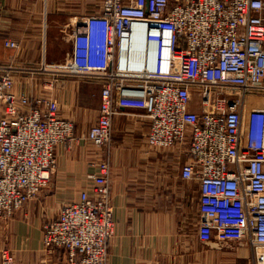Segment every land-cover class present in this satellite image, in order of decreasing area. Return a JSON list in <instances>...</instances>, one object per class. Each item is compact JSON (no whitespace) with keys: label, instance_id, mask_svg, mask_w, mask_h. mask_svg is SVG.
Here are the masks:
<instances>
[{"label":"built area","instance_id":"obj_1","mask_svg":"<svg viewBox=\"0 0 264 264\" xmlns=\"http://www.w3.org/2000/svg\"><path fill=\"white\" fill-rule=\"evenodd\" d=\"M89 16L67 61L29 70L101 85L99 117L84 135L55 98L16 90L24 69L0 65V219L50 185L59 147L107 150L80 200L46 221L43 245L63 250L67 264H108L113 119L122 107L142 109L149 145L188 156L181 176L199 185V241L249 244L264 264V0H102ZM136 41L138 65L128 56ZM0 264H16L12 250Z\"/></svg>","mask_w":264,"mask_h":264},{"label":"crops","instance_id":"obj_2","mask_svg":"<svg viewBox=\"0 0 264 264\" xmlns=\"http://www.w3.org/2000/svg\"><path fill=\"white\" fill-rule=\"evenodd\" d=\"M92 10L99 11L72 1L0 0V65L24 69L16 74V90L55 98L61 116L75 123L77 136L87 133L98 119L101 85L75 78L50 81L52 77L31 76L29 70L39 69L44 62L67 61L74 30L81 24L76 19ZM8 40L17 42L19 49L6 47ZM93 109L96 117L85 115ZM149 125L142 109L122 107L113 119L108 155L116 228L108 264H257L249 244L199 241V185L181 176L188 156L179 147L152 148L147 140ZM106 154L107 150L83 142L58 148L50 185L24 207L26 222L12 220L9 246L16 264H67L63 250L44 249L43 226L64 205L80 200L91 187L88 175L97 171L91 163ZM192 227L197 228L196 236Z\"/></svg>","mask_w":264,"mask_h":264},{"label":"rangeland","instance_id":"obj_3","mask_svg":"<svg viewBox=\"0 0 264 264\" xmlns=\"http://www.w3.org/2000/svg\"><path fill=\"white\" fill-rule=\"evenodd\" d=\"M49 1H55V2H68V1H72V3H74L76 6H80V5H89V8H91V6L93 5V7L95 9H99L100 8V4L102 2V0H49ZM93 2V3H92ZM92 3V4H91ZM64 11V10H63ZM65 12V11H64ZM94 14V10H92L91 14L89 15H92ZM89 15H83V19H76L77 21H81V22H86L88 21V18H95V17H91ZM90 21V20H89ZM92 35V40H93V43L97 46H100L102 45L101 43V40L98 36H94L95 33H91ZM96 42V43H95ZM98 42V43H97ZM20 74V73H18ZM39 75H42V76H50L52 77L50 79V81L54 80V79H59V78H56L54 77L53 75L51 74H31V76H39ZM77 79V78H75ZM32 95V94H31ZM40 97H45V96H40ZM101 103V102H100ZM98 105V102L95 100L94 101V104L92 107H94V109L97 107ZM94 109L93 110H89L87 112V114L85 115H88L90 117L91 114H93V117L95 116L96 117V113H94ZM99 117V116H98ZM91 146V145H89ZM23 211L24 209H22V211L18 212L14 217L10 218V219H0V253L3 249H10L12 250V248L9 246L11 244V239H12V236H13V233H12V227H11V224L15 221H19L20 223H24L26 222L24 219H23ZM13 220V222H12ZM10 226V228H9ZM194 227V226H193ZM192 227V228H193ZM197 229V228H196ZM196 229L193 228V232H192V235L193 236H196ZM194 240L195 237H194ZM13 251V250H12ZM14 253V252H13ZM15 256V254H14ZM15 260H16V256H15Z\"/></svg>","mask_w":264,"mask_h":264},{"label":"bare ground","instance_id":"obj_4","mask_svg":"<svg viewBox=\"0 0 264 264\" xmlns=\"http://www.w3.org/2000/svg\"><path fill=\"white\" fill-rule=\"evenodd\" d=\"M143 54V44L136 41L133 45L131 51H129L128 56L129 60L132 61L133 64H140L141 56Z\"/></svg>","mask_w":264,"mask_h":264}]
</instances>
